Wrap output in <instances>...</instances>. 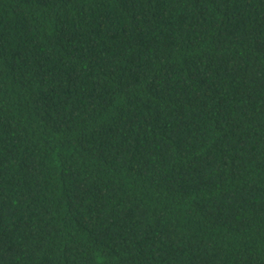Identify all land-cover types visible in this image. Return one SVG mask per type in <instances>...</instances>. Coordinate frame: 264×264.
I'll list each match as a JSON object with an SVG mask.
<instances>
[{
	"label": "trees",
	"instance_id": "1",
	"mask_svg": "<svg viewBox=\"0 0 264 264\" xmlns=\"http://www.w3.org/2000/svg\"><path fill=\"white\" fill-rule=\"evenodd\" d=\"M0 264H264V0H0Z\"/></svg>",
	"mask_w": 264,
	"mask_h": 264
}]
</instances>
